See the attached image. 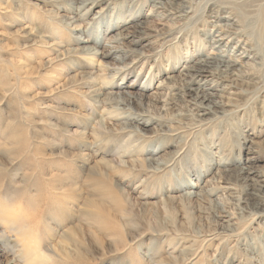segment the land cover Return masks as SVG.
Masks as SVG:
<instances>
[{"label": "rangeland", "instance_id": "obj_1", "mask_svg": "<svg viewBox=\"0 0 264 264\" xmlns=\"http://www.w3.org/2000/svg\"><path fill=\"white\" fill-rule=\"evenodd\" d=\"M78 1L0 0V264H264V0ZM225 16L245 76L187 82Z\"/></svg>", "mask_w": 264, "mask_h": 264}, {"label": "bare ground", "instance_id": "obj_2", "mask_svg": "<svg viewBox=\"0 0 264 264\" xmlns=\"http://www.w3.org/2000/svg\"><path fill=\"white\" fill-rule=\"evenodd\" d=\"M92 0H80L78 1V5L79 7H85L89 2H91ZM243 1V4L240 5V7H243V9L245 10V12H249V11H256L259 6L262 5V3L260 2L261 0H241ZM158 4H153V7H162V3L161 2H157ZM186 0H174L172 2V4H174V6L172 7L175 12H185L184 8L186 7ZM214 6V5H213ZM189 7V6H188ZM217 7V6H216ZM216 9V8H215ZM214 9V10H215ZM213 12V11H212ZM215 13V12H214ZM181 14V13H180ZM185 14V13H184ZM178 15V14H177ZM181 16H183V14H181ZM211 17H214L215 20L221 18L222 16H219L218 14H210ZM224 19L226 20L223 24L219 25V24H214V27H218L220 28V31H214L215 34L212 33L213 37L210 40V43H212V47L213 48H218L219 46H221V44L223 43V39H225L228 35L230 34H236L239 32L240 29L238 28H233L230 27L231 23H229L228 21L233 20V18L231 16H225ZM231 21V22H232ZM224 28H228V29H224ZM230 28H232V30H229ZM226 30V31H225ZM228 31H230L231 33L229 34ZM242 30V29H241ZM240 30V31H241ZM227 35V36H226ZM76 41L78 43H84V42H88V41H95V39H98L97 37H95V39L89 37L87 39H85V37H81L80 35H76L75 36ZM225 45V44H224ZM250 46V45H249ZM80 49L82 51H85L86 53H98L97 50L91 51L93 48L83 44ZM121 49L119 47H117V51ZM222 48H218L216 49V53H211L210 55H205L204 57H200L198 58L195 63L197 64L194 67H185L186 70H189L190 72L187 74L188 75V80H186L187 82H198L199 78L202 76H205V73L203 72H210L209 75H215L217 76V79H223L224 77H236L240 80L243 79V77L245 76V73L240 72L239 69H237L236 67V63L238 62V60L235 57H230V54H227L225 52H222ZM242 57H253L255 55V53L253 52L251 46L249 48H244L241 47V51L239 52ZM234 56L236 55L235 53L233 54ZM211 67V68H210ZM210 68V69H209ZM183 92H185L186 94H189L190 91H193L194 94V101L192 102V104L194 105V108L197 110L196 111V117H198L196 120L197 121H202L205 115H209V113H218V114H222L223 110L221 109V103L218 101H215L213 99L212 96L215 95V93H213L212 91H207V90H203L201 88H193L190 87L189 85H186L182 88ZM204 91V92H203ZM115 106V109L118 110H122L124 115H127L128 113L127 110H125L124 107H120V105H126V103H124L123 101H119V99L113 98ZM99 100H94L95 103H97ZM143 115L139 114L138 117L136 118H142ZM149 120L153 121V120H157L158 118H154V119H150V117H148ZM252 197L257 196L258 193H252L250 192ZM258 205V203H257ZM254 212V211H253ZM255 213H258V211H256ZM6 222L9 221L12 224H14V222L11 221V218L6 217ZM6 222H4L5 224V229L4 232H2L0 234V241L6 242V244L13 243L11 241L14 240V242H18L19 240H21V242L24 243V239L23 238L26 236L27 233L24 232L23 229L21 228H16L14 225H12L11 223L6 224ZM18 226V225H17ZM8 233L11 235H13V240L10 239V237H8ZM7 235V236H6ZM69 241V245L71 246L72 251L74 250L77 255H78V259H81L83 257V254H81L79 252V248L81 247V241L79 240V238H68ZM30 243L26 244V247L29 246ZM37 245V244H36ZM40 248V244H38L37 246L33 247L32 250V255L30 256V258L27 260L28 264H48L47 261H49V257L44 256V255H40L38 258H34L35 254H38V250ZM76 260V259H75ZM77 262V261H76Z\"/></svg>", "mask_w": 264, "mask_h": 264}]
</instances>
